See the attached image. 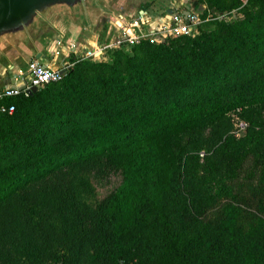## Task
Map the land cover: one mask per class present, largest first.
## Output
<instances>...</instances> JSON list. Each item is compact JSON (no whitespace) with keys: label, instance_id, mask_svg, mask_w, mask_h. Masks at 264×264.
Wrapping results in <instances>:
<instances>
[{"label":"trees","instance_id":"obj_1","mask_svg":"<svg viewBox=\"0 0 264 264\" xmlns=\"http://www.w3.org/2000/svg\"><path fill=\"white\" fill-rule=\"evenodd\" d=\"M180 38L6 99L0 264L264 262V9ZM93 166L122 179L90 207Z\"/></svg>","mask_w":264,"mask_h":264},{"label":"water","instance_id":"obj_2","mask_svg":"<svg viewBox=\"0 0 264 264\" xmlns=\"http://www.w3.org/2000/svg\"><path fill=\"white\" fill-rule=\"evenodd\" d=\"M136 1L139 0H0V76L11 68L6 62L13 58L22 54L40 58L43 49L49 48L58 39L57 35L66 29L69 31L70 27L79 32L78 41L90 31L112 34L117 23L135 17L137 11L133 4ZM191 2L169 0L165 19H171L176 3L185 5L186 15ZM103 41L114 40L107 37ZM80 46L79 42L74 43L72 50L78 53ZM37 89L31 86L27 92Z\"/></svg>","mask_w":264,"mask_h":264},{"label":"rangeland","instance_id":"obj_3","mask_svg":"<svg viewBox=\"0 0 264 264\" xmlns=\"http://www.w3.org/2000/svg\"><path fill=\"white\" fill-rule=\"evenodd\" d=\"M205 1L207 2L206 6L197 5L198 7L196 10L199 13V22L195 26V30H193V33L190 36H194L200 32H211L218 30L221 22L249 18L250 16L258 14L264 9V0ZM150 8L152 9L154 7L151 6ZM85 16V12L83 11L82 17L84 18ZM50 30L54 31V29L51 27ZM69 31L74 33V28L70 27ZM180 36L182 35L171 36L167 40L161 42H166L170 39H173L172 44H174L178 41ZM142 42L132 46L112 44L98 56L94 55L75 61L71 68H78V66L81 64V68L85 70V74L89 75L85 79L93 78L96 76L94 74V68L96 67L95 63H103L104 65H108L110 66L109 69H112L111 67L120 68V66L125 63L128 57L143 55L144 51L141 49ZM99 68H105V66H100ZM60 83L61 82H57L56 84ZM53 85L54 84H51V86ZM43 87H46V85ZM70 178L75 185L79 200L83 204L93 207L110 191L117 187V185H119L122 176L120 171L117 169L101 170L98 169V167L93 166L92 168L87 169L82 167L71 168ZM261 264H264V262Z\"/></svg>","mask_w":264,"mask_h":264},{"label":"built area","instance_id":"obj_4","mask_svg":"<svg viewBox=\"0 0 264 264\" xmlns=\"http://www.w3.org/2000/svg\"><path fill=\"white\" fill-rule=\"evenodd\" d=\"M185 5L176 3L174 13L170 20L164 18L163 23L151 33H145L141 30V20L138 17H131L121 25V30L117 39L113 42H99L93 46H84L82 50L76 53L72 60L65 62L62 66H52L44 64L37 58H31L27 62L26 72L20 76H14L17 82L14 85L0 88V112H12L14 103L7 102L6 99L20 93H28L31 86L37 88L44 85L61 80L72 67L75 61L90 57L98 56L108 46L112 44L132 46L140 43L143 40L150 42L165 41L171 36L191 35L195 26L199 22V13L196 10L195 4H189V11L185 15ZM73 46V44H72ZM235 125V133L242 134L246 123L233 114Z\"/></svg>","mask_w":264,"mask_h":264},{"label":"crops","instance_id":"obj_5","mask_svg":"<svg viewBox=\"0 0 264 264\" xmlns=\"http://www.w3.org/2000/svg\"><path fill=\"white\" fill-rule=\"evenodd\" d=\"M169 0H139L134 2V7L136 8L135 17H138L141 20V30L145 33H151L154 31L161 23H163L166 11L165 7ZM192 3L195 4L196 8L201 6H206L207 2L205 0H192ZM198 5V6H197ZM154 8H150V7ZM134 17V16H132ZM126 21L123 20L121 23H117L112 30V34L108 35L105 32H86L83 36V39L78 41L76 37L79 35L78 31H68L67 29L60 32L57 37L58 39L54 40L49 48H44L42 56L37 58L34 54L31 55H20L13 60L6 62L8 65L11 64V68L3 75L0 76V88L5 86L14 85L17 83L14 80V76L17 77L25 74L27 62L30 58L34 57L39 59L40 62L52 66H62L65 62L73 59L74 55L77 53L75 50H72V44L79 42L80 50L84 46H93L99 42H104L103 40L108 37L110 40H116V37L119 35L121 30V25ZM59 40V41H57ZM5 63V64H6ZM2 70V69H1ZM1 72V71H0Z\"/></svg>","mask_w":264,"mask_h":264}]
</instances>
